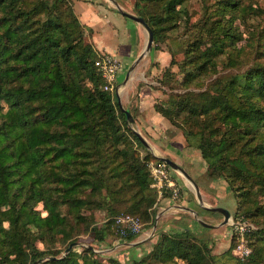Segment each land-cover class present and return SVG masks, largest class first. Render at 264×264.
Listing matches in <instances>:
<instances>
[{
	"label": "trees",
	"instance_id": "16d2710c",
	"mask_svg": "<svg viewBox=\"0 0 264 264\" xmlns=\"http://www.w3.org/2000/svg\"><path fill=\"white\" fill-rule=\"evenodd\" d=\"M196 1L198 11L192 0H134L154 47L168 41L169 64L157 80L169 92L154 107L200 151L207 174L227 182L235 216L257 222L264 214V22L244 29L237 46L244 37L233 21L264 9ZM92 34L72 0H0V264L57 255L58 244L66 248L81 233L97 244L114 233L133 240L138 232L113 231L115 217L134 215L146 228L158 200L173 198L170 187L159 194L153 185L148 161H162L131 130L114 90L102 87L95 60L103 53ZM244 51L252 59L246 66ZM220 64L242 70L223 74ZM180 196L178 187L174 199ZM96 209L107 213L101 224ZM245 234L250 252L242 258L233 252L234 233L215 252L184 227L158 231L132 263L82 246L37 264H264L263 223Z\"/></svg>",
	"mask_w": 264,
	"mask_h": 264
},
{
	"label": "crops",
	"instance_id": "0c3cea01",
	"mask_svg": "<svg viewBox=\"0 0 264 264\" xmlns=\"http://www.w3.org/2000/svg\"><path fill=\"white\" fill-rule=\"evenodd\" d=\"M72 4L80 20L92 27L94 46L100 52L111 53L121 61L122 68L114 83V92L117 91L122 106L129 107L134 117L135 127L147 140L152 152L157 155H166L177 161L195 178L198 170L196 165L205 164L201 154L199 155L197 148L193 149L194 147L186 146L182 132L174 128L168 119L154 107L156 100H161L163 95V91L158 87V82L154 76L168 60L167 50L156 48L153 43L151 49L135 62L146 43V31L142 25L116 11L111 0H72ZM119 4L125 10L133 12L131 6L125 5L124 2L120 1ZM109 11L121 15L111 16L113 30L120 29L122 34L120 38L113 40L111 38L112 32L107 29L108 24L106 23ZM117 24L121 26L119 27ZM129 30H132L133 34L131 40L129 39ZM125 33L127 35H124ZM130 66H132V69L125 80L126 71ZM119 79L121 80L119 81ZM171 174L175 184H182L184 188L186 187L189 190L188 184L181 177L174 173ZM199 189L201 195L205 197L211 206H217L216 200L210 192H206L203 188ZM174 201L173 198L169 197L162 198L159 201L160 210L162 209L163 212L159 217L157 230L149 240H147L146 235L138 234L139 242L131 245L130 253L128 252L130 258L136 259L146 253L157 239V231L164 229L179 230L184 227L191 229L193 220L196 221V219L194 216L190 220L186 219L179 212L182 207L175 206ZM189 202L192 203L193 209L201 215L196 194ZM209 220L214 221V223L216 221L213 217Z\"/></svg>",
	"mask_w": 264,
	"mask_h": 264
},
{
	"label": "rangeland",
	"instance_id": "374dc122",
	"mask_svg": "<svg viewBox=\"0 0 264 264\" xmlns=\"http://www.w3.org/2000/svg\"><path fill=\"white\" fill-rule=\"evenodd\" d=\"M120 1L124 2L125 5H127V6H131V8H132L131 10H133V13H136V10H135V7H134V0H116V2L118 4L120 3ZM242 1L244 3H246V4L251 3L252 6L258 7L259 10L264 9V0H242ZM192 6L194 7V11H198V10H195V9L198 8L197 7L198 6V2L196 0H192ZM192 6H191V4L189 5L190 9H192ZM122 9H124V8H122ZM112 11H109L108 14H107V18H106L107 22L106 23L108 24V26L107 25L106 26L108 27L107 29H109L112 32V37L111 38L113 40V39H116V38H120L122 36V34H121L120 29L113 30V26H112V23H111V21H112L111 20V16L112 15H120V14L114 13ZM248 12L249 13H247L244 17H241V16L236 17L234 19V21H233L234 25L237 26L238 29H240L243 32V37H244V38H242V39L237 41V46H240V45H242L245 42L246 32L244 31V29H247L248 27H251L253 23H256L258 21H260V23H262V24H260V26H263L264 13L260 12L259 14L254 15L253 12L250 11V9H248ZM196 16H197V14H194V17H196ZM242 20H244V22H241ZM117 26L120 27L121 25L117 24ZM129 31H130L129 32V34H130L129 35V37H130L129 39L131 40L133 34H132V30H129ZM180 31H181V28H180L178 33H180ZM260 31L264 34V29H262ZM174 33H176V32H174ZM124 35H127V33H125ZM167 42L166 41L165 42L164 41L160 42L158 44V48L159 49H163V50H167L166 49L167 48ZM247 53L248 52L244 51V52H242L240 54V57H239L243 61V66H246L247 64L252 63V59H249V57H248L249 55ZM169 58H170V55H169ZM169 58H168L167 62L162 65V68L154 76L157 82H158V80H157L158 78L157 77H159L161 75L162 69L166 65L169 64ZM261 60L262 61L264 60V56H263V59H261ZM170 68L173 70L174 73H176V76L180 77V74L179 75L177 74L178 67H177L176 64L170 65ZM219 68H221V73H223V74L229 73V72H234V71H237V70H242V68L236 69L235 66H230V65H227V64H224V65L220 64ZM120 80L121 79H119V81ZM157 85L163 91V95L161 97V101H164L167 98V96H168L169 88L166 85H164V86L161 85L159 82L157 83ZM111 89L114 90V88H111ZM111 89H106V90H111ZM175 89L179 90L178 87H176ZM173 127L176 128L177 130L181 131V129L179 127H177L175 125H173ZM193 149H196V148H193ZM196 150H198V149H196ZM142 153H143V151H142ZM198 153L200 155L199 150H198ZM148 164H149V167H150L151 164H155V163L152 162L151 160H149ZM203 165H205V164H203ZM203 165H198L197 164L196 165L197 168H198L197 173H196L197 175H195V178L192 177V176L191 177L195 180V182H196V184L198 185L199 188H203L206 192H210L212 194V196L214 197V200H216L217 206H222V207H225L226 209H228V211L231 214V217H230V219H229V221L227 223L221 224V221L223 219V214L222 213L217 212V211H207V210L203 209L201 206L198 205L200 207V214L201 215H199L197 213L196 216L201 218L203 221H205V222H207L209 224H212V225L215 224V226L207 227V226L201 225L199 222L193 220L194 222L192 223V227H191L190 230L193 232V234L195 236H197V237H205L206 239H208V244L211 246V249L213 251H215V252H218V251H221V250L227 248L230 245L231 235L233 233L236 235V243H235L234 246H236V244H237V242L239 240V235H237L235 232L232 231V223H231L232 221H235L237 219L246 220V221L251 223V227L248 229V230H250V229L256 228L257 226H260L262 223L264 225V214L258 215L259 216V220L257 222H254L253 220L249 221L246 218H241V217L235 216V210L237 208V199H236L234 193L229 188V186L227 185V182L223 178H220V177L219 178H216V177L210 178V177H208L209 175L207 176V172H205L206 171V166L203 167ZM167 168H168V172L170 174V177L173 178L171 173H174L175 175H178L179 177H181V179H183L189 186V190L190 191L188 189H186V187L184 188L182 184L181 185L178 184L177 187H179L181 189V196H180V199H177V198L174 199L173 198V200H175L177 203H182L185 206V207H182L181 209H179V212L182 213V215H184V217L186 219L190 220V219L193 218L194 214H193V212L190 209H188L186 207L187 206L192 207V203L189 202V200L193 199L195 194H196L195 187H194L193 183L189 179H187L186 177L183 176V174H181L178 171L173 170L168 165H167ZM196 198H197V194H196ZM161 199L162 198H160L158 200V202L155 204V214L158 213L159 210H160L159 201ZM200 199H201V203H203L205 205H208V206H211L203 195L200 196ZM36 208H38L42 212V214L46 213L42 209L41 202H39L36 205ZM84 212H88V211H84L83 210V213ZM93 216H94L95 222H97V224H101L107 218V213L105 211L101 210V209H96V210H94ZM127 216H131V217H133L134 219H136L138 221V230H137L138 233H137V236L133 240H130L129 242L137 240L138 236H139L138 234L141 233L140 235H146V233L151 231V226L146 227V228H142L141 224H140V221H139V219L136 216L129 215V214H124V212H122V211L118 214L117 217H115V220H114L115 224H114V227H113V231H114V229L116 227L118 229L120 228V231H121V228H123V227H127L128 229H130L131 222L129 220H126ZM159 217L157 219V225H158ZM211 217H213V219L216 220L215 223H214V221L209 220ZM156 230H157V228L155 229V231ZM248 230H246V231H248ZM145 231H146V233H145ZM122 232H123V229H122L121 233ZM132 232H134V231H132ZM152 236L153 235L148 236L147 240L152 238ZM108 237H109L108 240L109 239L111 240L110 243L106 242V243L97 244L96 241L93 239V237L90 234L81 233L75 239V241H77L78 243L75 246H73V247H75L77 249H81L82 246H86V247L89 246V247L93 248V250H95V251L102 252L103 254H107V255H111V256L117 257L122 263H132L133 259L130 258V256H128L129 253H130V250H131L130 247H132V246L130 244L129 245H127V244L126 245H124V244L116 245L118 243L125 242L126 240H123L120 237H116L115 233L111 234ZM245 242L248 244V238H247L246 234H245ZM58 247L60 248V252L57 255H60L61 253H63L65 247L63 246V244H58ZM124 255H126V256H124ZM179 262L182 263L183 261L179 260Z\"/></svg>",
	"mask_w": 264,
	"mask_h": 264
},
{
	"label": "water",
	"instance_id": "95a60500",
	"mask_svg": "<svg viewBox=\"0 0 264 264\" xmlns=\"http://www.w3.org/2000/svg\"><path fill=\"white\" fill-rule=\"evenodd\" d=\"M113 5H114V9L118 12H120L121 14L133 19L134 21H136L137 23H139L140 25H142L146 31V43H145V46L143 48V50L141 51V53L138 55V57L135 59V62H137L144 54H146L152 47V44H153V32H152V29L151 27L148 25V23L145 21V19L139 15V14H136V13H133V12H129L127 10H124L121 8V6L116 2V0H111ZM132 69V66H130L127 71H126V74H125V80L126 78L128 77L130 71ZM115 89H117V87H115ZM115 95H116V98H117V102L121 108V110L124 112L125 114V117H126V120L128 122V125L129 127L131 128V130L139 137V139L142 141V143L144 144L145 148L148 149L149 151H151V153L158 157L160 160H162L166 165H168L170 168H172L173 170L175 171H178L180 172L181 174H183L184 177H186L187 179H189L194 187H195V191H196V194H197V198H198V201H199V205L207 210V211H217V212H220L223 214V219L221 221V224H224V223H227L231 217V214L230 212L228 211V209H226L225 207H222V206H208V205H205L203 203H201V199H200V196H201V191L198 187V185L196 184L195 180L191 177V175L187 172V170L181 165L179 164L178 162H176L175 160H173L172 158L166 156V155H157V154H154L152 152V149H151V146L149 145V143L147 142V140L144 138V136L140 133V131L135 127L134 125V117L129 109L128 106L124 107L122 106L121 102H120V99H119V95L117 94V91L115 90ZM173 204L175 206H178V207H185L182 203H177L176 201L173 202ZM186 208L190 209L193 214H194V218L196 219L197 222H199L201 225H204V226H215L212 225V224H209L205 221H203L201 218L197 217L196 214H197V211L194 210L192 207H189L187 206ZM163 210H159L158 213L155 214L154 216V221L151 225V231L146 233V238L150 235H153L155 233V229H156V225H157V219L158 217L162 214ZM138 239L135 240V241H132V242H129V241H125V242H121V243H118L116 245H119V244H124V245H134L136 243H138ZM78 242L77 241H71L68 246L64 249L63 253H61L60 255H48V256H45L43 258H39L37 259L36 261H34L33 264H37L45 259H48V258H55V257H59V256H63L66 252H68L73 246H75Z\"/></svg>",
	"mask_w": 264,
	"mask_h": 264
},
{
	"label": "built area",
	"instance_id": "2783aa9c",
	"mask_svg": "<svg viewBox=\"0 0 264 264\" xmlns=\"http://www.w3.org/2000/svg\"><path fill=\"white\" fill-rule=\"evenodd\" d=\"M95 65L104 79L102 87L104 89L113 88L117 75L122 68L121 61L111 53H103L95 60ZM150 170L153 177V185L158 188L159 194L161 193L162 187L168 186L172 189V196L174 198L178 193V187L172 177H170L167 165L163 161L157 164H151ZM126 218V220L131 222L130 229L138 232V221L131 216H127ZM231 223L232 231L239 235V240L236 246H234L233 252L242 258L250 252V247L245 242V232L251 227V223L243 219H237Z\"/></svg>",
	"mask_w": 264,
	"mask_h": 264
}]
</instances>
